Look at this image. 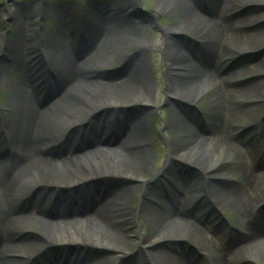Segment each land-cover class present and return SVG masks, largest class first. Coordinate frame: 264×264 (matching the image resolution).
<instances>
[{
	"label": "bare ground",
	"instance_id": "bare-ground-1",
	"mask_svg": "<svg viewBox=\"0 0 264 264\" xmlns=\"http://www.w3.org/2000/svg\"><path fill=\"white\" fill-rule=\"evenodd\" d=\"M176 1L181 11V24L170 28L169 36L188 29L196 37L217 36L223 46L245 39L257 40L264 35V12L261 10L262 13L253 11L236 21L225 17L222 11L224 6L225 14L230 11V0ZM63 10L69 13L67 9ZM92 14L95 16L92 21L89 13L82 14L80 34L91 37L100 25L104 27V33L94 41L88 38L89 41L81 43L80 49L85 47L89 52L82 55V59L76 58L72 52L76 44L75 33L64 29L63 18L61 21L58 12L53 17H59L60 24L45 41L51 45L52 56L60 60L54 64L53 59H46L43 53L34 56L33 53H24V50L17 59L18 66L24 68L25 61L34 62V75L43 80L44 87L39 86L38 91L31 85L32 93L26 92L18 100L19 111L17 107L13 109L17 111L13 114L15 127H10L13 130L10 136L7 134L11 140V164L0 168V264H24L29 254H37L38 259L51 247L77 242L86 235L93 237L94 245L85 243L86 250L75 261L71 258L62 264H197L191 252L177 257L163 248V242L174 238H184L196 251L215 254L212 264H237L228 256L237 257L243 253L247 254L246 264L264 260V154L257 152L254 145H240L231 139L239 118H254L256 122L259 110L264 106V98L259 102L257 94L258 91L264 92V56L256 78L232 87L228 81L230 75L218 65L224 55L218 43L217 48L208 51L205 63L200 64L194 60L193 51L187 46L188 55L181 53L177 61L178 66L184 69L180 68L183 72L180 79L172 82L175 89L171 90L172 95L196 101L211 88L219 96L218 112L207 124L198 122L196 117L194 120L198 124L187 123L184 117L175 114L169 120L170 129L174 132L173 156L189 162L194 159V164L198 160L200 170L196 168L193 174H185L182 182L172 175L166 177L159 187L145 188L144 201L138 207L130 208L124 201L154 175L149 174V138L143 125L145 117L127 129L110 121L93 123L91 118L98 108L119 103L120 99L141 89L139 84H143V88L148 87V82L138 78L144 71L137 64L141 49L134 48L139 50L134 54L132 49L136 45L128 51L124 47L130 42V36L128 26H124L122 32L117 29L122 17L110 18L103 10ZM75 17L68 21L69 25L79 26V16ZM33 18L34 15L30 14V19ZM25 19L29 21V15ZM27 33L22 29L18 38L23 47ZM122 45L124 48L121 49ZM107 46L112 51H107L104 57L103 53L101 59L99 55ZM119 52L126 57L125 63L120 61ZM113 66L128 69L122 82L93 79L96 67ZM57 92L59 95L55 94ZM232 94H239L250 101L237 105L232 102ZM84 122H87L85 127ZM255 122L248 123L247 133L262 130L260 126L253 125ZM70 126L77 129L74 135L73 132L68 135ZM210 141L214 143L218 157L222 153L233 158L229 171L222 172L216 168L214 162L217 158L212 162L205 157V148ZM262 146L264 149V143ZM80 163L85 168H93L89 171L99 178L113 173L129 177L130 185L109 193L107 200L100 205L98 202L102 196L98 202H92L90 189H77L93 179L90 175L85 176L86 180L79 186L75 184L73 189L65 187L76 181L69 176L68 170H76ZM122 168L124 172H121ZM34 185L32 191H39L37 198L54 200V206L41 211L36 218L22 209L27 195L32 193L27 192L28 189ZM63 188L72 189L70 196L60 194ZM22 197L25 198L19 200ZM92 207L95 217L88 213ZM226 209L234 211L244 231L228 241H221L217 232L225 230L223 223L218 224L216 220L212 223V218H220ZM136 216L143 219L148 228L142 239L134 240L131 235L134 231L129 228L139 227L132 222ZM36 225L40 232L24 241L36 230ZM95 245L99 246L93 248ZM136 247L141 248L140 252L132 261H126L125 258ZM99 249L105 250L104 253L96 252Z\"/></svg>",
	"mask_w": 264,
	"mask_h": 264
},
{
	"label": "rangeland",
	"instance_id": "rangeland-1",
	"mask_svg": "<svg viewBox=\"0 0 264 264\" xmlns=\"http://www.w3.org/2000/svg\"><path fill=\"white\" fill-rule=\"evenodd\" d=\"M3 1H5L4 4ZM229 3L232 5L230 11L225 14V6L222 11H224L225 17L233 18L236 21L253 11L258 12L261 10L264 12V0H230ZM0 5V37L4 38L3 42L5 49L2 60L0 61V127L3 126V130L10 133L13 131L10 127H15L16 118L13 114L19 111L18 100L21 95H24L26 92H29V94L32 93L33 89L31 85L36 86L33 83V79H35L34 73H36V71L32 69L34 62L31 63L30 60L25 61V68L22 66L20 67L18 66L20 63L16 61V54H21L23 50H25V52L31 50L34 56L43 53L46 59L51 57L54 64H56V60L59 58L52 56L51 45L49 41H45V39L50 32L56 31L57 25L60 24V16L61 21L63 18L62 23L64 27L66 28L69 26L67 30L75 33L74 40L76 44L72 52L75 53V57L78 59L85 53H89L85 51V47L80 49L81 43L83 44L89 41L88 38L94 41L96 37L102 36L104 27L100 25L95 35L91 34V37H84L85 33L80 35L82 29L79 26H70L68 24V21L76 18L75 15L80 16L89 13L92 21L95 19L92 12L103 10L106 16L110 18H116L117 15L122 17L121 23L117 27L119 32L124 31V26H128L127 32L130 36V42H127L124 47H127L128 51L130 47L132 48L136 45V47L132 49L134 54L141 49L142 54L138 58L137 64H139L144 71L138 78L147 80L148 87L143 88L144 85L139 84L138 86L141 89L136 90L132 95H128L126 98L120 99L119 103L114 105L108 104L98 108L91 120L93 123L110 121L112 124H117L121 128L127 129L130 126H134L138 120L141 121L143 119L142 117H145L143 125L147 128L149 138V174L154 175L149 179L148 183L140 186L133 195L129 196L128 200L124 201V204L130 208H136L144 201L143 193L145 188L159 187L164 183L166 177L168 178L172 175L182 182L185 181L183 178L185 174H193L195 171L200 170L197 166L198 160H196L194 164V159H190L192 163L189 162L188 159L185 160L184 158L173 156L172 139L174 137V132L170 129L169 120L173 119V114H175L176 116L179 115L180 117H184L187 123L198 124L194 120V117H196L199 120L198 122L207 124L218 112L219 96L211 88L207 89V91L203 93L202 98L196 101L190 98H182L179 95H172L171 90L174 89L172 82L176 78L180 79V75L183 73L182 69H184L183 66H178L177 61L181 53L183 55H188V52H186L187 46L193 51L194 60L199 64L205 63L208 51L211 52L214 48L221 46L223 49L220 50L224 52V55L222 59H219L218 65L222 67L225 74L230 75L228 81L232 84V87L256 78L258 66L264 56V35H261L257 40L245 39L237 43L231 42V44H223V46L220 45L217 36H208L206 38L200 36L196 37L195 34L192 31H188V29H184L176 35L169 36L168 31L170 28L181 24V11L176 0H1ZM30 6L33 7L30 9ZM34 7L37 9L33 12ZM63 9H67L69 13H66ZM27 10L31 12L30 14L34 15L33 20L30 19V14ZM261 11L258 13H262ZM56 12H58V19L53 17V14ZM25 14L26 16H24ZM28 15L31 21L30 24L33 25L31 34L30 32L27 33V29H29L28 24H23L24 21H27L25 17H28ZM8 18L14 20L9 24L13 26V29H10L12 33L10 31L2 33V25H5L7 22L6 19ZM35 27L37 29H35ZM4 29L6 30L7 27L4 26ZM22 29L27 33V38L25 36V40H31L30 44H27V46L26 43H24L25 48L21 45V40L18 39L21 37L19 35ZM65 37L66 39L68 38L67 36ZM65 37L63 39H65ZM38 41L40 42L38 43ZM134 42L136 44H134ZM124 47L122 45L121 49ZM111 49V47L107 46L103 49L99 57H102L103 53L104 57L107 51H112ZM119 53L120 61L125 63L126 57L123 56L121 52ZM103 57L101 59H103ZM8 62L11 63L9 64ZM128 64L131 65V62ZM128 64H126L127 68ZM27 67L28 69L26 70ZM181 67L183 68L180 69ZM93 71L96 72L93 74V79L101 81L107 78L110 79L109 81L119 83V81L126 78L128 69L113 66L102 69L96 67ZM36 88L38 91L40 90L37 86ZM176 93L178 94V92ZM55 94L59 95V92ZM257 94L260 98L258 101H262L264 92L258 91ZM249 101L250 100L241 97L239 94H234L232 98V102L237 105H243ZM16 107L17 111L14 112L13 109H16ZM258 114L259 118L256 122L253 120L254 118H239L235 124L236 127L234 131L231 133V139H235L240 145L246 146L248 143L254 145L258 150L257 152L264 154L262 146L264 143V139L262 138L264 136V106L259 110ZM146 115L148 116L146 117ZM253 122H255L253 125L260 126L262 130L259 132L251 131L247 133L249 130L248 123L250 124ZM83 124L84 127L87 126V122ZM0 129L2 130V128ZM76 131L77 129H75L74 126H70L68 128V135H70L71 132H73L74 135ZM5 139L6 137L0 139L1 149L7 147ZM205 150V157H207L209 161L212 159L213 162L214 159L217 158L214 163L218 170L222 172L230 170L233 161L232 157H227L222 153H219L221 155L218 157V151L211 141ZM80 164L76 167V170H68L69 176L76 181L69 185H65V187H71L73 189L75 184L76 187L79 186L86 180L87 177L85 178V176L90 175V178L93 179L88 182L85 181L87 183L77 189H90L92 191V202H98L102 196L101 201L98 202L99 205L107 200L106 197L109 193H114L130 185L129 177L122 175L117 176V173H113L112 175L99 178L97 175H92V172H90L93 168H85L83 163ZM122 170L121 172L125 171L123 168ZM198 178H200V175H198ZM35 186L36 185L28 189L27 192H31ZM72 189L63 188L60 194L70 196ZM38 195V190L32 191L31 194L27 195L28 198L22 204L23 211L26 214H33L35 218L38 217V213L41 211L46 209L49 210L54 206V200L37 198ZM24 198L25 197L19 198V200ZM262 199V207L264 208V196ZM93 207H95V205ZM88 213L92 217H95L94 208L89 210ZM202 214L207 215L206 211H202ZM214 220H216L218 224L221 222L223 223V228L225 230L216 231L221 241H228L239 232L244 231L242 222H240L231 209L223 211L220 218L213 217L212 223H215ZM132 222L139 225V227L129 228V230L134 231H132L133 233H131V235L134 237V240L136 238L142 239L143 235L146 234L148 225H146L144 223L145 221L139 216H136ZM218 226L219 225L215 226L216 229H219ZM35 228L36 230L31 232L29 238L24 241L30 240L32 236H37L41 229L37 225ZM93 241L92 236L86 235L82 237V240L77 242L71 241L66 245L57 244V246L51 247L48 253H44L45 255H41L38 259L36 258L37 254L27 255L28 261L24 264H62L68 259L73 258L74 260L76 257L80 256L79 254L86 250L85 243L94 245ZM98 246L99 245H95L92 247L96 248ZM162 246L169 254L176 255L177 257L186 255L184 253L190 254L191 252L197 264H212L214 261L213 258L216 256L215 254L208 255L201 250H194V247L184 238H174V240L165 241L162 243ZM140 250V247H136L135 251L126 257L125 260L132 261ZM104 251L105 250L101 249L96 250V252L100 253H104ZM246 256L247 254L243 253L237 257L228 256V259L236 261L237 264H246ZM92 257H94L93 254ZM256 264H264V260Z\"/></svg>",
	"mask_w": 264,
	"mask_h": 264
}]
</instances>
